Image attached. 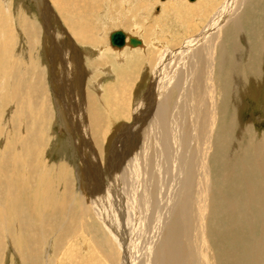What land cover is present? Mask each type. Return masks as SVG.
<instances>
[{
  "label": "bare ground",
  "instance_id": "bare-ground-1",
  "mask_svg": "<svg viewBox=\"0 0 264 264\" xmlns=\"http://www.w3.org/2000/svg\"><path fill=\"white\" fill-rule=\"evenodd\" d=\"M31 1L39 13L42 32L49 42L50 65L55 72L51 86L52 89L57 86L60 90L59 96L56 95V98L54 95V101H50L57 110L55 115L58 112L60 115L67 114L66 120L71 125L69 128L78 139L77 150L81 155L89 196L95 205L92 204L95 209L89 213L91 215L86 214L89 224L85 222L81 225L94 239L93 251L101 255L107 264H264V162L258 159L260 150H264V141L259 144L250 140L244 157L231 166L225 165L226 146L231 135L236 138L239 133L233 117H228L229 95L237 79L232 75L238 59L234 47L239 38L237 32L244 34L247 48L244 50L248 51L246 57H249L246 69L248 67L252 77L250 81H259L264 88V47L259 44L262 39H257L264 36V0H196L192 5L183 4L184 12L181 13L195 24L187 26L179 39L178 36L168 38L164 45L151 41L148 47L145 39L137 37L140 28L133 27L135 33L138 31L137 36L123 30L125 39L121 48L110 45L108 33L105 39L100 36L104 32L98 35L88 20L80 18L81 14H74V11L68 14L69 11L67 13L64 8L69 6L66 5L68 0H48L50 7L57 10L62 26L54 25L56 22L53 23L51 14L43 6L44 0ZM75 1L74 4L79 7L75 6L74 9L80 11L90 0ZM111 1H115L111 7L122 3V0H110L109 5ZM136 1L141 7L146 3L150 7L156 5L154 14H164L167 10L168 20L172 21L177 20L176 11L183 10L181 0H161L164 3L158 1L157 4L156 0ZM109 5L105 9L102 6L108 18ZM123 17L114 20L126 29V24L120 21ZM113 22L112 19L110 25ZM251 30L256 34L254 32L253 35ZM28 33H31L27 36L28 44L34 46L36 33L33 30ZM130 38L139 40L140 44L129 45ZM149 48L154 49L151 54L155 61L149 72L151 77L149 88L145 89L147 93L136 105L129 89L126 105V116L128 118L131 114L135 123L120 126L123 127L119 132L123 136L122 142L120 136L115 135L112 140L110 137V146L104 150L101 147L103 140H107L108 129L101 123L100 113L96 109L99 99L94 91L100 90H97V86L100 87L104 78H114L117 66L134 64L133 58L137 56L134 52L143 53ZM89 52L93 58H85L87 65L83 56ZM7 63V67L3 63L0 65V75L8 72L6 82L8 103L11 104L14 93L9 80V67L14 63L9 60ZM117 70L119 72L120 69ZM144 73L143 70L141 75ZM88 76L96 84L89 82L91 85H85ZM111 87L106 88L107 94L114 93ZM56 99L60 103L55 102ZM115 101L116 98L114 104ZM0 103H3L1 95ZM116 127L114 125L115 132ZM128 131L133 133L136 140L132 138V141H127L131 135ZM168 183L172 185L171 193L163 191ZM81 202L85 204V200ZM83 211H79V222L75 223L72 218L71 229H78L88 210ZM72 251V246L70 249L67 247L64 255L68 254L71 258L74 255ZM34 263H37L36 260Z\"/></svg>",
  "mask_w": 264,
  "mask_h": 264
},
{
  "label": "rangeland",
  "instance_id": "rangeland-1",
  "mask_svg": "<svg viewBox=\"0 0 264 264\" xmlns=\"http://www.w3.org/2000/svg\"><path fill=\"white\" fill-rule=\"evenodd\" d=\"M68 1H66L67 4L62 3L63 5L64 4L69 5L68 7L67 6L64 7L66 12L69 11V13L68 12L67 13L71 14L74 11V14H76L75 12H77V14L78 13L81 14L80 18L81 19L83 18L84 20H88L89 23H91V25L96 29V33L98 32V35L104 32L103 35H100L104 37L106 36L107 33L110 35L111 32L117 30L119 31L127 30V31H131L130 33H132V36L134 35L137 36L138 31L137 33H135L132 29L133 27H139L141 31L140 33H138L140 35L137 37H141L142 39H145L146 41L145 40L144 41L145 43L148 44L147 45L148 47L149 45H151V41L156 42V44L164 45L165 44L164 41L167 40L168 38H174L175 36L176 37L178 36L179 39L183 35L182 31L186 29L187 26H192L193 24H195L190 22V20H187L185 14L181 12H184L183 4L192 5L196 2V0H193L194 2L193 1L189 2L188 0H181L183 10L180 11L179 9V11H176V16H177L176 21H172L171 19L168 20L169 15L167 13V10L165 11L164 14L161 13L159 14L157 12L154 14L153 8H155L156 5L150 7L146 3L141 7L136 0H129V1L122 0V3L124 4L121 3L114 7L111 6H113L112 2L115 1H111L110 2L111 4L109 5L110 0H90L89 1L90 3L88 2L87 4H85L84 8L81 5L82 7L80 11L74 9L75 6L79 7L78 4L75 5L76 4L75 0H68ZM165 1L166 0H164V2ZM157 2L164 3L161 0H156V4ZM107 5H109L110 7L109 8L110 11L108 13L109 18L106 17L107 15L105 14V10H104L107 7ZM125 5H127L128 7L127 9H125ZM43 6H45L48 10L47 12L51 14L53 18V23L56 22L54 25L56 26L59 24L60 26H62L63 25L62 22L59 21V14L57 10L55 11L54 7L53 8L50 7V2H48V0H44ZM102 6H104V9H102ZM122 13L124 14L121 16ZM116 17H123L120 19V21L126 24V29L125 27L124 28L120 27L115 22L114 18ZM112 19L114 22L112 25H110ZM39 23H40L39 13L35 8L34 3L31 0H0V65L3 63V66L7 67L8 60L11 61L12 64L14 63L13 66L10 64L9 67V71H10L9 73L11 74V75L9 74V80H11L12 82L13 85L12 93H14L12 95L13 96V103H11L12 105L8 103V86L6 82L8 72L6 73L3 72L0 75V91H1L0 95L2 97V102H3L0 103V161H1L0 162V194H1L0 195V205H1L0 206V216H1L0 217V264H35L34 260H36L37 262L36 264H49V263L50 264H107V262L104 261L101 255H98V253L93 251L92 243L94 242V239L92 235L87 231H85L81 226L83 223L86 222L87 224L89 222L87 216L91 215L89 213H91V211L93 212L95 207H93L94 205L93 201L89 196V189L86 183L87 181L85 180L86 175L83 172L81 155L80 152L77 150L78 139L74 137V133H72L70 129L71 125L66 120L67 114L63 113L65 115L64 116L63 114L60 115L58 112L56 116L55 113L57 110L53 106V103L51 102L54 98V95L59 96L60 90H58L57 86L56 89L54 88L52 89L51 86L52 85L51 78H54L53 76H55V72L53 70L54 68L51 67L50 65V63L52 62L51 61L52 58H50L51 51L48 49L49 42L46 41L47 39L42 32V28H41L42 24ZM32 27L33 29H31ZM177 28L180 29L181 32ZM31 30H33L36 33V44H34V46L33 44H28L29 42L27 41V36L29 37L30 36L29 34H31L28 32H31ZM238 31H240V29ZM251 31L253 32L252 33L253 35L256 34L254 30ZM168 33H170L169 36ZM237 35L239 38H237L234 47L237 53L236 58L238 59H236L237 61L236 68L233 70L235 73L232 74L235 75L236 77L235 76L233 77L237 79H235L236 85L232 84L234 85L233 88H235V91L232 88L229 95L230 113L228 117H233V121L235 122V126L238 129L239 133L236 136V138L233 135H231V139L228 143V146H226L225 165L227 166H231L232 163L244 157V151L246 150L250 140L254 141L255 143L258 142L259 144L264 141V88L262 84L259 85L258 83L259 81L258 82L255 81L254 82L255 84L253 82L251 83L250 80H252V77L249 74L248 67L246 69V66L248 64L247 58L249 57H246L248 51L244 50L247 49L245 47L246 42H245L244 34L237 32ZM263 37L264 36L261 35L257 39L258 41L262 39L259 42V44H262L264 47ZM151 50L154 49L149 48L148 51L147 49L144 50L145 52L147 51V54L145 52H143L144 54L142 52L141 53L139 52L140 53L139 54L137 53L138 51L136 53L134 52V54L137 55L136 56L137 60L133 58L135 60V62L133 61V63L134 64L138 63V64L135 65L129 64L127 66L123 65L119 67L117 66L116 70L114 71L115 75L113 74L114 78L112 76H109V78L108 77L104 78L103 76L104 78V80H102L103 83L100 85V87L97 86V90L102 89V91L100 90L97 92L94 91L95 95L97 94L96 97L99 99V103L97 104L96 109L100 113V117L102 120L101 123H103L108 129L106 135L107 140L106 142L103 140V144L101 147L103 149L105 148L104 150H107L108 146H110L109 144L110 142L108 138L111 137L112 140L115 135L117 137L119 136L121 137L119 132L122 130L123 127H125L123 125L128 124L132 126V124L134 125L135 123L134 117H131L132 116L131 114L129 115L131 119L129 117L127 118L126 116L127 100L131 93L133 94V98H134L133 99L130 96L131 99H133V101H135V104L138 105L139 102L137 103V101L139 100L141 101L142 98L147 93L146 92L147 90L145 89L149 88L150 77H151L149 72L153 68V64L155 61L154 56L151 54L152 52ZM85 58L88 60V58H93V57L91 56L90 52L89 54L85 53V57L83 56L84 63L88 65V63L85 61ZM15 63L17 65H15ZM138 65L139 66L141 65V67H139ZM18 67L22 69L20 70ZM28 67L30 68V70ZM135 67H138L139 70ZM232 67H234V64L232 65ZM123 68H127L128 70ZM117 69H120L119 70L120 74ZM121 69L123 71H121ZM143 70L145 73L141 75V72ZM134 71L135 72L139 71V72L135 73ZM39 76L44 77V79L40 78ZM32 77L34 79H32ZM131 77L133 78L131 79ZM245 77L247 79H245ZM115 78L116 79L119 78V80L118 79L116 80ZM35 79H37V81ZM89 79L90 77L88 76L86 78L85 85L89 84V82L92 83L91 80ZM114 82H116V84ZM237 82L238 83L240 82L239 85H237L238 84ZM248 82H250V84H247ZM92 84H96V83H92ZM106 86L107 87L112 86L114 93L107 94V91H105L107 88ZM10 89L11 86L9 87V90ZM129 89H131L130 93H129ZM252 89L255 90L252 91ZM53 90H55L54 92L56 94H54ZM118 90H120L121 93L120 91L118 92ZM58 96H56V98ZM115 98L117 99V102L115 101L114 104L113 101L115 100ZM58 101L60 100L59 99L55 100V102ZM32 106L37 108H33ZM50 109H54V110H50ZM228 117L226 118V122H228L227 120L229 119ZM29 118L30 119L32 118L33 120L30 121ZM114 125L117 126L116 129L118 132L113 131ZM120 126L123 127L120 128ZM128 132L129 134H131L130 131ZM132 132L134 133L135 131L133 130ZM133 133L130 135L127 141H132V138L133 140H136ZM11 137L13 138V140ZM122 138L123 136L120 138L121 142L123 140ZM17 141L19 142L18 144ZM14 144L17 145L14 146ZM79 145H81V143H79ZM262 153H264V150H262V152L260 150L259 152L260 155L258 159L264 162V155ZM13 159L16 161H14ZM29 161L30 163H28ZM168 176L170 177L169 171H168ZM170 188L172 189V185L168 183L164 187L163 191L164 192L167 191L171 193L172 190H170ZM81 192L82 193L84 192L83 196ZM84 200H85L84 202L85 204L81 202ZM86 200L88 201V203L86 202ZM84 206H85V210H88L87 212L83 209ZM151 206L152 205H150V208ZM43 207L46 209L44 210ZM81 210L82 211L84 210L86 212L85 216L88 213L87 216L83 218L81 223H79L80 225L77 230H74L75 228L73 227L71 229L69 225L71 224L72 218H74V222L76 223V221H78L80 218L79 215ZM88 234H90V237ZM58 236H60L61 238ZM20 237L23 238L20 239ZM90 238L93 240H91ZM71 246L74 249V251H72L74 255L73 257H71L73 259H71L68 254L64 255V250L67 247H69L70 249ZM35 252L37 253V256H35Z\"/></svg>",
  "mask_w": 264,
  "mask_h": 264
},
{
  "label": "water",
  "instance_id": "water-1",
  "mask_svg": "<svg viewBox=\"0 0 264 264\" xmlns=\"http://www.w3.org/2000/svg\"><path fill=\"white\" fill-rule=\"evenodd\" d=\"M189 1H193V0H189ZM124 33L122 31H114L109 35V42L110 45H112L113 47H118L121 48L124 46ZM140 41L135 39V38H130L129 39V45L132 46H136L139 45Z\"/></svg>",
  "mask_w": 264,
  "mask_h": 264
}]
</instances>
